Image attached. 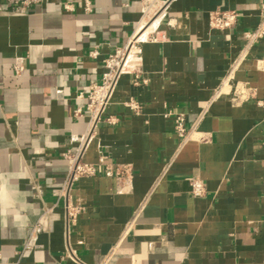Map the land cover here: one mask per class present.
<instances>
[{
	"label": "crops",
	"instance_id": "obj_1",
	"mask_svg": "<svg viewBox=\"0 0 264 264\" xmlns=\"http://www.w3.org/2000/svg\"><path fill=\"white\" fill-rule=\"evenodd\" d=\"M90 1L17 12L0 0V264H264V38L246 39L264 0H172L159 40L142 44L147 82L121 77L84 157L128 165L127 179L100 166L66 198L64 153L87 129L89 86L144 17L141 0ZM229 9L239 23L211 28L209 13ZM167 112L186 115L185 140ZM193 176L206 195L191 194ZM67 201L83 208L69 233Z\"/></svg>",
	"mask_w": 264,
	"mask_h": 264
},
{
	"label": "built area",
	"instance_id": "obj_2",
	"mask_svg": "<svg viewBox=\"0 0 264 264\" xmlns=\"http://www.w3.org/2000/svg\"><path fill=\"white\" fill-rule=\"evenodd\" d=\"M39 1L40 0H7L8 3H11L15 6L17 12H24L32 4L38 3ZM171 1L172 0H141L143 4L144 17L138 28L123 45L115 47V49H113L106 57L103 65L104 70L102 72L101 80L91 82L89 86V92L87 94L89 99L87 106V129L82 135L76 137V147L73 149H68L64 153V156L69 163V170L65 179V184L60 191V196L68 198L69 192L74 183L83 177H93L97 175L100 166L105 168L104 170L107 176H114L118 183H123L124 180L127 179L130 171V167L128 165L114 168L108 162L106 155H100L96 162H87L85 161L84 157L91 143L97 137L100 125L104 121L110 123L112 122L110 118H105L104 115L111 103L121 77L126 73H131L134 75L135 84L147 82V79L143 77L139 70L140 62L142 60V44L146 41L159 40V37L157 36V30L159 28L162 16ZM65 7L70 10V5L68 3L65 4ZM84 10L86 12L92 11V2L90 0H86ZM240 16V12L236 9L212 11L209 13V25L213 29L222 31L228 30L235 27L239 23ZM155 19H158L157 25L144 36V27ZM263 38L264 6L262 7L260 13V21L258 26L253 31H250L246 34L248 45H252L258 39ZM90 54L95 57L98 52L92 51ZM25 70L26 58L17 57L14 62V71L16 75H22ZM239 94H241V91ZM128 106L134 110L140 108L139 105L133 100L128 102ZM83 114L84 112L81 108H77L74 111L75 117H80ZM165 115L168 117L173 116L176 133L181 140H185L189 133L186 115L184 113L172 115L170 112H167ZM190 186L191 194L195 197H202L207 193L205 183L198 176H193L190 178ZM262 199L264 203V190L262 193ZM82 210L83 208L81 206L73 205L69 203V201L66 202L64 206V216L67 233H69L70 225L76 221ZM37 227L38 224L34 227V230ZM32 246L33 242L31 240L25 244V248H31ZM68 257L77 260V257L75 256L70 245H68Z\"/></svg>",
	"mask_w": 264,
	"mask_h": 264
},
{
	"label": "bare ground",
	"instance_id": "obj_3",
	"mask_svg": "<svg viewBox=\"0 0 264 264\" xmlns=\"http://www.w3.org/2000/svg\"><path fill=\"white\" fill-rule=\"evenodd\" d=\"M157 23H158V19H155V20L149 22V24H148L147 26L144 27L145 32H144L143 35L145 36L149 31H151L152 29H154V27L157 25ZM153 25H154V26H153ZM151 27H152V28H151Z\"/></svg>",
	"mask_w": 264,
	"mask_h": 264
}]
</instances>
